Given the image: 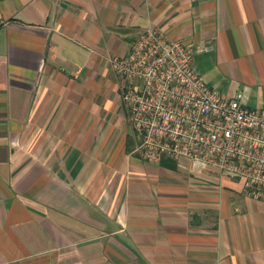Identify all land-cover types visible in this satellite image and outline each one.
<instances>
[{
    "label": "crops",
    "instance_id": "1",
    "mask_svg": "<svg viewBox=\"0 0 264 264\" xmlns=\"http://www.w3.org/2000/svg\"><path fill=\"white\" fill-rule=\"evenodd\" d=\"M149 28L264 107V0H0V264H264L243 179L135 152L110 58Z\"/></svg>",
    "mask_w": 264,
    "mask_h": 264
},
{
    "label": "built area",
    "instance_id": "2",
    "mask_svg": "<svg viewBox=\"0 0 264 264\" xmlns=\"http://www.w3.org/2000/svg\"><path fill=\"white\" fill-rule=\"evenodd\" d=\"M199 48L149 28L130 53L111 57L122 102L146 162L186 159L192 170L216 168L243 179L244 191L264 202V107L251 108L244 96L225 97L196 68Z\"/></svg>",
    "mask_w": 264,
    "mask_h": 264
},
{
    "label": "trees",
    "instance_id": "3",
    "mask_svg": "<svg viewBox=\"0 0 264 264\" xmlns=\"http://www.w3.org/2000/svg\"><path fill=\"white\" fill-rule=\"evenodd\" d=\"M163 162H165V160H164ZM163 162H162V163H163ZM170 163H171V162H170ZM171 164H172V163H171Z\"/></svg>",
    "mask_w": 264,
    "mask_h": 264
}]
</instances>
